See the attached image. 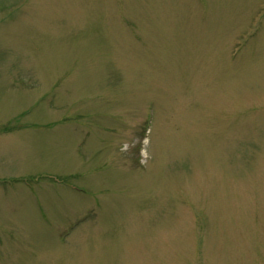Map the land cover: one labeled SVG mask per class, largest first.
<instances>
[{"label": "rangeland", "instance_id": "rangeland-1", "mask_svg": "<svg viewBox=\"0 0 264 264\" xmlns=\"http://www.w3.org/2000/svg\"><path fill=\"white\" fill-rule=\"evenodd\" d=\"M0 264H264V0H0Z\"/></svg>", "mask_w": 264, "mask_h": 264}]
</instances>
